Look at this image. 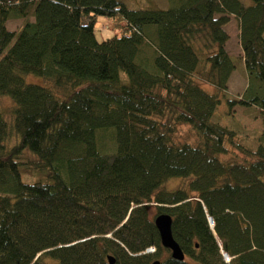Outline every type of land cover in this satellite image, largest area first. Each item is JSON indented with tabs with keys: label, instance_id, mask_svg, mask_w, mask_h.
I'll return each instance as SVG.
<instances>
[{
	"label": "trees",
	"instance_id": "1",
	"mask_svg": "<svg viewBox=\"0 0 264 264\" xmlns=\"http://www.w3.org/2000/svg\"><path fill=\"white\" fill-rule=\"evenodd\" d=\"M168 2L0 0V96L14 102L10 121L0 111V264H264V128L250 148L213 119L234 18L248 84L229 109L264 120V0ZM99 16L115 31L103 41ZM231 148L244 159L224 161ZM161 213L183 261L163 256Z\"/></svg>",
	"mask_w": 264,
	"mask_h": 264
},
{
	"label": "rangeland",
	"instance_id": "2",
	"mask_svg": "<svg viewBox=\"0 0 264 264\" xmlns=\"http://www.w3.org/2000/svg\"><path fill=\"white\" fill-rule=\"evenodd\" d=\"M121 2L128 9H143L149 6H157L159 8H167L169 6L168 0H121ZM247 3V1L245 2ZM30 20H34V17L30 15ZM24 24V20L20 18H10L7 22V27L11 31H18ZM229 27V33L231 39L229 42V51L235 62V70L231 74L230 86L228 89L227 97H221V103L216 110V114L213 117L214 121L223 126H228L234 129L238 136L239 141L250 148H255L258 143L259 132L264 128V120L261 114V110L252 105H235L234 108L229 109L228 99L239 100L242 98L243 93L248 84L247 72L243 62V52L239 42V22L233 21L232 24L226 26ZM95 34L98 41H103L112 37L115 31L110 27V19L106 16H99L95 25ZM27 82L30 83H43V80L35 75H27L25 77ZM204 86V84H203ZM209 92H214V88L211 85L205 86ZM14 105L13 100L10 97L0 96V111L4 112L7 119L10 121V107ZM175 139L181 142H188L196 144L198 137L195 132L187 125H178L174 133ZM14 142V140L12 141ZM221 158L226 160H243L244 156L237 150L231 148L228 154L222 155ZM188 180L186 179H172L165 188L173 189L178 186L186 185ZM154 215V213L152 212ZM171 255L169 252H164L163 256ZM155 260H161L156 258Z\"/></svg>",
	"mask_w": 264,
	"mask_h": 264
},
{
	"label": "water",
	"instance_id": "3",
	"mask_svg": "<svg viewBox=\"0 0 264 264\" xmlns=\"http://www.w3.org/2000/svg\"><path fill=\"white\" fill-rule=\"evenodd\" d=\"M210 221L213 223L212 219H210ZM154 224L159 232L162 246L170 250L172 258L183 261L185 255L172 234L171 216L166 213L157 214L154 217ZM108 260L111 264L114 263V259L111 256L108 257ZM158 263L159 261H156L154 264Z\"/></svg>",
	"mask_w": 264,
	"mask_h": 264
},
{
	"label": "crops",
	"instance_id": "4",
	"mask_svg": "<svg viewBox=\"0 0 264 264\" xmlns=\"http://www.w3.org/2000/svg\"><path fill=\"white\" fill-rule=\"evenodd\" d=\"M233 21H236L234 18H232V20L230 21V23L229 24H232V22ZM225 29H226V31L229 33V27L227 28V27H225ZM229 35H230V33H229ZM230 39H231V35H230ZM230 39H229V41H228V43H227V51H228V53L230 54V51H229V42H230ZM230 80H231V76H230V79H229V82H228V89H229V84H230Z\"/></svg>",
	"mask_w": 264,
	"mask_h": 264
},
{
	"label": "built area",
	"instance_id": "5",
	"mask_svg": "<svg viewBox=\"0 0 264 264\" xmlns=\"http://www.w3.org/2000/svg\"><path fill=\"white\" fill-rule=\"evenodd\" d=\"M210 223H211V222H210ZM154 251H155V249H154L153 247H150V248L147 249L146 252H154ZM223 256H224V259H225L226 261H229V260H230V258H229L226 254H224Z\"/></svg>",
	"mask_w": 264,
	"mask_h": 264
}]
</instances>
